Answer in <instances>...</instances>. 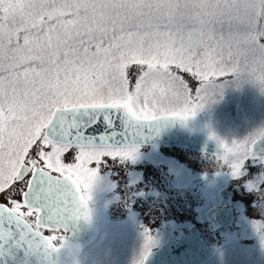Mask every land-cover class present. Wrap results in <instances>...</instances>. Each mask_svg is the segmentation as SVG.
Here are the masks:
<instances>
[{
    "label": "snow or ice",
    "instance_id": "6c2138e0",
    "mask_svg": "<svg viewBox=\"0 0 264 264\" xmlns=\"http://www.w3.org/2000/svg\"><path fill=\"white\" fill-rule=\"evenodd\" d=\"M245 84L264 95V0H0V264H49L71 247L57 233L91 223L93 194L116 188L102 166L134 163L162 123ZM209 139L235 179L249 160L264 164V127ZM245 187L264 247V173ZM137 195L129 186L117 199L130 207ZM142 229L133 264L159 244Z\"/></svg>",
    "mask_w": 264,
    "mask_h": 264
},
{
    "label": "rangeland",
    "instance_id": "374dc122",
    "mask_svg": "<svg viewBox=\"0 0 264 264\" xmlns=\"http://www.w3.org/2000/svg\"><path fill=\"white\" fill-rule=\"evenodd\" d=\"M183 75L190 79L188 74ZM232 106L236 108L232 109ZM200 113L206 114L202 118L208 133L214 132L229 144L242 141L256 129L264 127V95L252 84H245L239 89L229 86L218 103ZM210 156L180 148L152 151L149 147H141L139 158L134 163L127 162L120 167L102 166V173H115L110 179L116 188L111 191L98 190L92 205L97 216L104 213V226L108 223L112 226L108 234L93 247L94 264H133V260L140 257L143 248L142 226L151 227L159 240L157 247L172 241L177 234L196 227L207 244L227 249V231H214L200 222L208 182L218 175L224 176L228 179L235 198L248 201L250 199L247 196L255 195L250 194L253 192L247 193L245 180L257 179V175H261L264 170V164L249 160L245 165L246 177L238 180L232 177L226 167L217 164V156ZM171 164L172 169L176 170V182L169 171ZM129 186L142 195H137L130 207H126L123 199L118 200L117 197H123L124 189ZM250 208L248 212L252 216H247L256 218L258 208L255 204L250 205ZM231 240L237 239L233 237ZM236 242L233 257L218 255L215 261H220L211 264H220L221 261V264H264V247L261 244L248 241L243 245V241ZM255 255L259 257L256 258ZM249 258L255 261H250Z\"/></svg>",
    "mask_w": 264,
    "mask_h": 264
},
{
    "label": "water",
    "instance_id": "95a60500",
    "mask_svg": "<svg viewBox=\"0 0 264 264\" xmlns=\"http://www.w3.org/2000/svg\"><path fill=\"white\" fill-rule=\"evenodd\" d=\"M202 126L198 115L187 122H164L159 126L158 133L152 134L150 139L141 141L139 145L178 146L213 155L221 154L222 150L217 142L209 139ZM254 151L264 153V140L256 143ZM97 235L98 229L93 220L91 223L76 221L70 226L66 237L71 251L67 248L61 249L54 257L59 264H78L81 251L90 245ZM215 250V247L203 246L200 233L194 229L180 239L174 248L167 244L153 251L146 264H203L214 255Z\"/></svg>",
    "mask_w": 264,
    "mask_h": 264
},
{
    "label": "flooded vegetation",
    "instance_id": "af4514ba",
    "mask_svg": "<svg viewBox=\"0 0 264 264\" xmlns=\"http://www.w3.org/2000/svg\"><path fill=\"white\" fill-rule=\"evenodd\" d=\"M262 158H264V157H262ZM263 172H264V170L262 171V173ZM257 176L259 177L260 174H258ZM254 180H256V179H253V181ZM246 191H247V193H250V191H248V190H246ZM250 194L255 195L254 193H250ZM207 197L208 198H206V201H205V206H206L205 207V213H204L205 215L203 216L202 224L207 225L208 227H210L214 231H217V230L219 232L220 231L221 232L227 231L228 239H229V241L227 243L228 244V248H227L228 253H225L224 249H222L220 246L213 244V245H216L218 247V252H217L216 257L218 255H220L222 257H228V258L233 257L232 255L234 254V249H235V247H237L236 243H238V242H236L237 240L243 241L244 242L243 245H246L247 243H245V242H248V241L253 242L255 244H261L260 238L252 226V221L255 220L257 217L251 218V217L247 216L248 214L250 216H252L251 213L248 212V210L252 208V207L250 208V205L255 204L256 196H247V199H250L248 201H244L243 198L242 199H236L235 193L231 197L230 201L228 198H223V199L217 198L216 193L213 194V197L209 196V195ZM251 198H253L252 201H251ZM250 202L252 204H250ZM228 206H231L233 208L234 220H233L232 225H230L228 227H224V226H221L219 223L215 222L212 214L209 213V209H211V208L222 209V208H226ZM261 207L264 208V206H261ZM258 212H260V209H258ZM253 217H255V214H253ZM221 220L224 221V219H221ZM233 229H235V232H233ZM60 235H63V234L60 233ZM233 237H235L237 240H231V238H233ZM57 243L59 244V242H57ZM205 244H207L206 241H205ZM216 257L214 259H212L211 261L205 263V264H211L212 262L215 261ZM255 257L257 258L259 256L255 255ZM217 261H218V259L215 262H217ZM250 261H255V260L250 259ZM221 263H222V261H221ZM262 263H264V259L262 260ZM248 264H251V263L248 262Z\"/></svg>",
    "mask_w": 264,
    "mask_h": 264
},
{
    "label": "clouds",
    "instance_id": "9594fccd",
    "mask_svg": "<svg viewBox=\"0 0 264 264\" xmlns=\"http://www.w3.org/2000/svg\"><path fill=\"white\" fill-rule=\"evenodd\" d=\"M97 192H95L93 194V201H92V205L94 204V200H95V195H96ZM94 214H95V209L93 207V217H94ZM93 219V218H92ZM69 251H71V249H69ZM54 254L55 253H51L48 257V261H49V264H59V261L54 257Z\"/></svg>",
    "mask_w": 264,
    "mask_h": 264
},
{
    "label": "trees",
    "instance_id": "16d2710c",
    "mask_svg": "<svg viewBox=\"0 0 264 264\" xmlns=\"http://www.w3.org/2000/svg\"><path fill=\"white\" fill-rule=\"evenodd\" d=\"M233 94H235V92H234ZM233 108H236V106H232V109H233ZM202 115H203L204 117L206 116L205 113H202Z\"/></svg>",
    "mask_w": 264,
    "mask_h": 264
}]
</instances>
